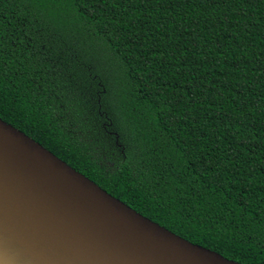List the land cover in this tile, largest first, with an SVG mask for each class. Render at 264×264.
<instances>
[{
    "label": "trees",
    "instance_id": "trees-1",
    "mask_svg": "<svg viewBox=\"0 0 264 264\" xmlns=\"http://www.w3.org/2000/svg\"><path fill=\"white\" fill-rule=\"evenodd\" d=\"M0 118L175 234L264 264V0H0Z\"/></svg>",
    "mask_w": 264,
    "mask_h": 264
},
{
    "label": "water",
    "instance_id": "water-1",
    "mask_svg": "<svg viewBox=\"0 0 264 264\" xmlns=\"http://www.w3.org/2000/svg\"><path fill=\"white\" fill-rule=\"evenodd\" d=\"M0 264H242L140 214L0 118Z\"/></svg>",
    "mask_w": 264,
    "mask_h": 264
}]
</instances>
